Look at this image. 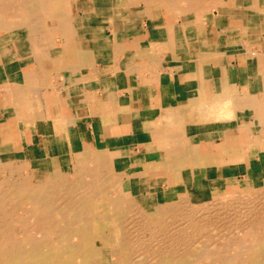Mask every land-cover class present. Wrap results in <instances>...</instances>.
<instances>
[{
    "label": "crops",
    "instance_id": "obj_1",
    "mask_svg": "<svg viewBox=\"0 0 264 264\" xmlns=\"http://www.w3.org/2000/svg\"><path fill=\"white\" fill-rule=\"evenodd\" d=\"M262 9L0 0V156L49 177L106 161L128 193L156 202L243 186L246 170L264 174Z\"/></svg>",
    "mask_w": 264,
    "mask_h": 264
},
{
    "label": "bare ground",
    "instance_id": "obj_2",
    "mask_svg": "<svg viewBox=\"0 0 264 264\" xmlns=\"http://www.w3.org/2000/svg\"><path fill=\"white\" fill-rule=\"evenodd\" d=\"M6 157L0 156V169L12 174L14 169L6 167L10 164ZM200 161L195 159L196 164ZM76 172L82 174L77 180L53 175L33 185L23 178L24 173L0 180V264H264V191L258 190L264 185V174L256 175L248 169L244 185L234 183L241 189L233 196L234 203L223 197L215 200L219 193H214V200L207 198L194 207L190 197L173 201L172 191L161 202L134 196L121 182L111 193L104 191L101 175L105 172V176H112L113 172L106 161H84ZM54 203L58 204L55 211L51 208ZM94 204L100 205L99 214L94 212ZM104 207L109 216H103ZM15 208H19L20 216L14 215ZM126 212L131 214L128 225L123 222ZM102 225L105 233L100 230ZM225 226L228 229H223ZM203 229L208 231L205 241L226 230L228 237L221 241L217 238L209 247L201 242L199 247V237L196 243L192 240ZM108 235L112 239L104 245ZM180 237L189 240L182 242Z\"/></svg>",
    "mask_w": 264,
    "mask_h": 264
},
{
    "label": "rangeland",
    "instance_id": "obj_3",
    "mask_svg": "<svg viewBox=\"0 0 264 264\" xmlns=\"http://www.w3.org/2000/svg\"><path fill=\"white\" fill-rule=\"evenodd\" d=\"M6 167H8V169L9 168H11V169H14V171H13V176H20L19 174H21V176L22 175H24L23 176V178H25L26 177V179H28V181H29V184L30 185H33L34 183H37V182H42V181H44V180H46V179H51L52 178V176L51 177H49V174L48 173H46L45 171H43V170H39V171H36V170H34V168H31L30 166H28L27 164H22V163H14V162H10V164H8V165H6ZM14 167V168H13ZM3 169H5V168H3ZM17 169V170H16ZM16 170V171H15ZM26 170V171H25ZM3 171V172H2ZM23 171H25V172H23ZM33 171V172H32ZM18 172H20V173H18ZM28 172V173H27ZM246 172H247V170H246ZM10 173V171L9 170H6V172L4 171V170H2V169H0V180L2 179V178H4L5 176L7 177V176H9V175H12V174H9ZM24 173V174H23ZM35 173H36V175H35ZM28 174V175H27ZM105 174V172L102 174L103 175V177H102V175H101V182H100V184H102V186H104L102 189L104 190V191H106V192H108L109 193V191H110V193L113 191V189H115L114 187L116 186V185H118L117 183L118 182H120L115 176L113 177V178H111L112 176L109 174V175H107L106 174V176L104 175ZM59 178L60 177H62L63 176V178H65L66 180H69V178H73L74 180H77V178H78V176H82V174L81 173H77V172H75V171H73V172H70V173H68V174H63V175H57ZM104 176H105V181H104ZM55 177V176H54ZM115 181H114V180ZM104 181V182H103ZM103 182V183H102ZM115 182V183H114ZM108 183H109V185H108ZM103 184H106V186L105 185H103ZM116 184V185H115ZM233 184H234V182H233ZM111 185H114V186H111ZM108 186H109V188L110 189H108L107 190V188H108ZM111 186V187H110ZM258 190L259 191H264V185H260V187L258 188ZM102 191V190H101ZM239 191H241V189H240V187H234V186H232V187H230L229 188V191H226V192H224V193H219L218 195H215L216 196V198H215V200L217 199V198H222L223 200L224 199H226V200H228V201H231V202H235V198L233 197L234 195H236L237 193L236 192H239ZM235 193V194H234ZM114 195V194H113ZM214 200V199H213ZM234 200V201H233ZM227 201V202H228ZM230 202V203H231ZM195 204V206L194 207H197L198 205H201L202 204V201H196V202H194ZM197 203V204H196ZM210 203H212L213 204V206L216 204V201H212V202H210ZM205 204V203H204ZM54 206H52L51 208L52 209H54V211L56 210V209H58V207L56 206V205H58V204H56V203H54L53 204ZM211 205V204H210ZM217 205V204H216ZM9 206V205H8ZM122 207V208H121ZM126 206H120L119 208H121V209H124ZM214 208V207H213ZM92 209V208H91ZM93 210H94V212L95 213H97V214H99V212L101 211V207H100V205H98V204H94V206H93ZM106 210H107V207H104L103 208V211H105V213H103V216H109L108 215V213L106 212ZM18 213H17V212ZM127 213V212H126ZM19 214H21L20 213V211H19V208H15V210H14V215L15 216H20ZM88 215L89 216H91L92 215V210H89V213H88ZM124 215H126V219L125 220H123V222L125 223L124 225H128V224H130V218H131V214H125L124 213ZM127 216H128V218H127ZM91 221H94V218H92L91 219ZM129 222V223H128ZM132 222V221H131ZM100 225V222H98V226ZM102 228L100 229L101 230V232H106L105 231V225H102L101 226ZM223 229H228V228H226V226H225V228H223ZM208 231L207 230H204L203 229V231H198L197 233H196V236L193 238V240L192 241H194L195 243H196V239L198 238L199 240H198V242H200L199 244H198V246L200 247L202 244H201V242L202 243H204L203 245H204V247H209V245H211L210 243L212 242L213 243V241L214 242H217V240H219V241H221L222 239H226L227 237H228V234H227V232H229L228 230H226V231H224V234L223 233H220L219 232V235L218 234H216V236L217 237H215V238H213V240H208V241H205L204 240V237L205 236H207L208 235V233H207ZM200 234V235H199ZM207 234V235H206ZM231 234V233H230ZM202 236V237H201ZM219 236V237H218ZM222 236H224L223 238H222ZM226 236V237H225ZM181 238V237H180ZM217 238H219V239H217ZM108 239V240H107ZM107 239H105L104 240V245H106L108 242H110L111 241V239H112V237L111 236H109L108 235V238ZM182 239V238H181ZM217 239V240H216ZM183 241L182 242H187L189 239L188 238H186V237H183V239H182ZM202 240V241H201ZM207 240V239H206ZM108 241V242H107ZM209 244V245H208ZM172 244H170V246H171ZM172 247H177V249H178V246L175 244V245H172ZM199 249V248H198Z\"/></svg>",
    "mask_w": 264,
    "mask_h": 264
}]
</instances>
